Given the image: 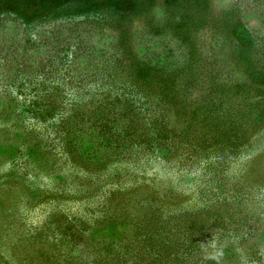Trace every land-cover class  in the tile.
<instances>
[{
  "label": "rangeland",
  "instance_id": "obj_1",
  "mask_svg": "<svg viewBox=\"0 0 264 264\" xmlns=\"http://www.w3.org/2000/svg\"><path fill=\"white\" fill-rule=\"evenodd\" d=\"M0 264H264V0H0Z\"/></svg>",
  "mask_w": 264,
  "mask_h": 264
}]
</instances>
